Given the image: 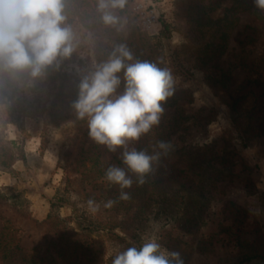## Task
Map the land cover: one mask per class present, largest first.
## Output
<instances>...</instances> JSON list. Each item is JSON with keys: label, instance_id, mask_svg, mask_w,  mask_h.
Here are the masks:
<instances>
[{"label": "rangeland", "instance_id": "1", "mask_svg": "<svg viewBox=\"0 0 264 264\" xmlns=\"http://www.w3.org/2000/svg\"><path fill=\"white\" fill-rule=\"evenodd\" d=\"M217 1L221 8L201 19L204 0H126L124 8L115 10L125 22L119 31L103 23L97 0L66 2L67 22L76 37L72 56L36 80L0 79V161L8 163L0 165V192L18 196L17 206L14 200L0 203V228L12 227L21 245L47 257L48 264H111L117 252L136 242L141 246L153 235L163 248L179 252L185 264H214V258L232 257L241 248L264 252V10L254 0ZM243 1L245 9L241 6L236 13L220 59L233 77L229 90L222 91L202 71L199 54L212 41L213 23L222 9ZM151 11L157 22L149 27L146 17ZM121 43L135 58L170 69L174 92L162 104L175 98L182 115L191 117L185 139L194 147L216 148L212 163L224 172L212 183L201 213L181 211L175 222L145 207L135 219L139 204L122 209L129 204L120 199L119 186L89 171L94 154L116 165L123 149L109 152L90 138L87 122H74L71 93L80 80L77 69L106 60ZM251 88L255 97L245 102L250 108L255 105L253 134L260 135L244 147L229 106ZM122 91L123 83L118 89ZM173 112L166 109L162 114ZM143 136L129 147L136 148ZM128 174L133 184L125 193L138 184L135 175ZM57 199L66 205L53 206ZM89 199L99 205L97 212L88 210ZM108 200L115 201L110 208L104 207ZM112 223L117 226L110 231ZM84 224L101 230L83 231Z\"/></svg>", "mask_w": 264, "mask_h": 264}, {"label": "clouds", "instance_id": "2", "mask_svg": "<svg viewBox=\"0 0 264 264\" xmlns=\"http://www.w3.org/2000/svg\"><path fill=\"white\" fill-rule=\"evenodd\" d=\"M264 10V0H254ZM66 0H0V79L36 80L51 67L59 69L63 60L75 51L76 39L65 14ZM126 0H97V8L105 25L122 30L124 21L115 14ZM80 73L78 95L72 108L78 119L87 122L89 136L97 144L115 153L122 148L124 167L110 164L104 172L109 185H118L120 199L129 195L123 189L136 182L143 184L153 161L160 153L129 147L160 122L162 102L173 95L174 78L170 69L156 63L136 59L126 44L116 45L102 62L93 61ZM123 83V91L118 92ZM165 152L170 145L160 142ZM115 203L108 200L104 207ZM88 210L97 212L95 200L87 201ZM111 264H183L180 253L163 248L156 236L144 239L140 247H128L115 254Z\"/></svg>", "mask_w": 264, "mask_h": 264}, {"label": "trees", "instance_id": "3", "mask_svg": "<svg viewBox=\"0 0 264 264\" xmlns=\"http://www.w3.org/2000/svg\"><path fill=\"white\" fill-rule=\"evenodd\" d=\"M77 1L79 0H66L72 5ZM204 1L207 5L200 9L199 16L201 19H208V16L221 8V5L217 0ZM241 6L244 10L246 1L239 2L231 8L222 9L224 13L213 23L215 29L212 30V41L199 54L202 71L206 72L208 80L222 91L229 90L233 77L231 70L222 68L220 59L226 49L230 29L235 25V15ZM165 29L167 30V27ZM136 59L143 60L141 56H137ZM78 84L79 82L73 85L71 103L77 98ZM249 97H255L253 88L242 96L236 97L235 103L229 106L233 113L232 125L236 128L238 139L244 147L248 146L252 137L260 135L259 133L253 134V124L257 122V118L253 114L256 110L255 105L250 108V102H245ZM162 107L164 110L174 109V112L169 115L161 114L159 124L144 134L136 146L137 150L146 151L149 155L160 153L159 159L153 161L151 171L145 175V182L138 183L130 193H127L129 206L122 209L128 211L139 204L135 209V219L147 207L149 210H154L156 214L170 216L176 222L181 211L201 213L206 209L212 183L220 180L224 170L214 168L217 164L212 163L211 153H214L216 149L214 146L194 147L185 139L189 129L186 125L191 117L182 115L177 107L176 99L171 98L169 102L163 103ZM73 119L78 124L86 123L78 118ZM262 128L264 129V123ZM160 142L170 145L166 152L158 147ZM10 145L14 146L16 142H11ZM89 162V171L96 172L99 177H104L105 169L110 164L103 162L98 153L94 154ZM114 162L124 167L121 159H116ZM224 164L220 163V165ZM0 165L6 166L8 163L0 161ZM212 175L217 177L213 178ZM138 196L140 198L136 199ZM260 199L264 209V194H261ZM10 200H14L13 205L17 206L15 201L18 200V196L8 197L7 193L0 192V203H7ZM52 205L61 207L66 204L64 199H57L52 201ZM116 226L112 223L110 231ZM81 228L88 232L101 230L96 224H84ZM135 247H140V245L136 242ZM0 264H48V259L39 255L33 248L23 247L16 236V231L6 224L0 228ZM214 264H264V252H246L241 248L240 253L232 257L214 258Z\"/></svg>", "mask_w": 264, "mask_h": 264}, {"label": "built area", "instance_id": "4", "mask_svg": "<svg viewBox=\"0 0 264 264\" xmlns=\"http://www.w3.org/2000/svg\"><path fill=\"white\" fill-rule=\"evenodd\" d=\"M157 22V17L155 16L154 12L151 11L146 17V24L149 27H152Z\"/></svg>", "mask_w": 264, "mask_h": 264}]
</instances>
